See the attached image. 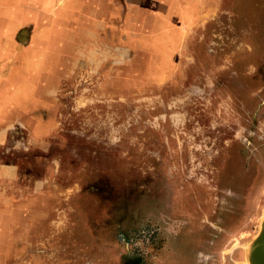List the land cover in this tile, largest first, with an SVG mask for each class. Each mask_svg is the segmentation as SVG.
<instances>
[{
	"label": "rangeland",
	"instance_id": "374dc122",
	"mask_svg": "<svg viewBox=\"0 0 264 264\" xmlns=\"http://www.w3.org/2000/svg\"><path fill=\"white\" fill-rule=\"evenodd\" d=\"M15 3L0 0V191L21 225L0 264H249L264 217V0L133 30L115 18L56 57Z\"/></svg>",
	"mask_w": 264,
	"mask_h": 264
},
{
	"label": "crops",
	"instance_id": "0c3cea01",
	"mask_svg": "<svg viewBox=\"0 0 264 264\" xmlns=\"http://www.w3.org/2000/svg\"><path fill=\"white\" fill-rule=\"evenodd\" d=\"M211 0H17L16 7L21 9V5L33 8L34 21L36 25L34 37L56 39V44L49 45L41 52L43 54L54 55L55 57L67 52H73L74 45L78 44V39H97L105 37L109 22H115V18L122 24L123 30H133L136 25L141 23L154 21L157 15L165 16L162 21L173 19L184 21L187 7L199 8L208 4ZM46 5H52L51 9H47ZM37 6H41L39 8ZM24 8V7H23ZM177 14V16H173ZM156 16V17H155ZM169 16V17H168ZM158 20V19H157ZM24 18H18V25L23 22ZM118 25V24H117ZM138 26V28H139ZM116 27V26H115ZM30 31H27L26 41L31 38ZM61 44V39H65V45ZM54 43V41H53ZM72 51H70V49ZM69 49V50H67ZM38 62L40 58L36 59ZM8 166L0 165V182L10 180L4 170ZM4 201L5 204H4ZM19 206V205H18ZM17 205L10 206L9 193L0 191V247L3 249L7 245L10 246L15 240V235L20 230V223L17 227H13L15 217L19 218V209ZM10 227V231L1 232L6 226ZM8 227V228H9ZM23 254L18 256L14 254L13 262L15 264H23L28 261ZM27 264V263H26Z\"/></svg>",
	"mask_w": 264,
	"mask_h": 264
},
{
	"label": "water",
	"instance_id": "95a60500",
	"mask_svg": "<svg viewBox=\"0 0 264 264\" xmlns=\"http://www.w3.org/2000/svg\"><path fill=\"white\" fill-rule=\"evenodd\" d=\"M26 32L20 33V38L25 39ZM249 264H264V217L262 218L260 230L253 240L249 250Z\"/></svg>",
	"mask_w": 264,
	"mask_h": 264
}]
</instances>
